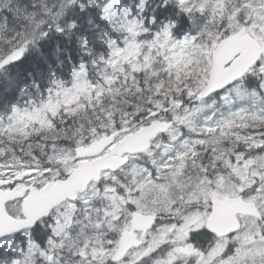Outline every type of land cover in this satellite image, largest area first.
Wrapping results in <instances>:
<instances>
[{
    "label": "trees",
    "instance_id": "16d2710c",
    "mask_svg": "<svg viewBox=\"0 0 264 264\" xmlns=\"http://www.w3.org/2000/svg\"><path fill=\"white\" fill-rule=\"evenodd\" d=\"M71 1L74 3L71 4ZM137 1L139 3L136 6L140 9L144 10L145 5L149 18L153 16L158 22H173V33H182L184 29L181 28L189 26L190 15L180 11L173 0ZM102 3V0H57L56 3L53 0H0V60L14 47L25 46L27 49L19 63L0 74V156L5 158L16 153L17 157L24 156L28 162L40 159L44 165L56 167L58 159L53 154V148L74 150L78 145L89 144L105 132H132L153 119L168 121L175 116H182L186 114L185 110L192 111L189 115L192 122L197 119L195 97L204 89L210 67L204 54L201 57L200 54L195 55L199 59L190 61L192 66L177 76L164 73V66L160 64L140 72L127 70L125 74L115 73L113 81L102 93H95L90 100L69 111L62 109L51 115L50 124H41L36 129L34 126L21 127L17 115L43 106L54 89L63 91L70 88L75 72L81 67L86 69L88 78L92 77L95 83L100 81V85L106 87L103 77L112 71L108 64L111 50L108 45L114 37L120 38V27L108 18ZM44 5H48L49 9L44 10ZM228 10V2L224 0V11L217 16L216 23L206 24L202 37L204 49L212 48L228 32ZM40 18H45V27L36 29L34 22ZM258 78L256 71L249 74L243 84L227 92V101L217 99L207 107L208 114H212L217 121L215 133H206L196 125L188 128L186 123H181L182 133L190 138L199 137L203 141L190 145L192 153L185 161L186 172L168 179L175 183L172 188L178 187L180 181L199 182L202 178L201 170L210 161L215 166V172L226 170L228 163L212 159L217 148L220 159L222 152L227 149L230 133L226 129L228 125L221 122L228 115L227 111L232 109L234 101L246 96L253 99L260 95ZM177 102L181 103L178 109ZM155 114L157 117L154 118ZM105 121H112L113 124H105ZM184 137L181 135L177 139L181 140L180 145L184 144ZM236 137L233 148L235 154H240ZM261 141L262 133L251 127L249 144L253 147ZM175 144L168 143L167 149ZM157 147L166 150L163 143ZM53 158L57 161H53ZM160 160L155 156L157 163ZM99 213L100 210H96L94 205L90 213H84V217L91 222L95 218L97 221L102 216ZM46 228L42 224L33 232L40 245L45 243L43 230ZM120 233L119 227H110L105 223L102 233H98L92 242L102 238L108 243L103 244L104 248L112 251ZM200 236L205 237L207 234ZM72 240L64 245L66 250L71 251L63 264H71L67 260L76 263L77 259H81L74 253V248L83 246L84 242L75 237ZM20 251H27V245L24 248L16 245L9 250H0V264H39L38 256H28L26 262L22 261ZM155 257L145 259L142 264H147Z\"/></svg>",
    "mask_w": 264,
    "mask_h": 264
},
{
    "label": "rangeland",
    "instance_id": "374dc122",
    "mask_svg": "<svg viewBox=\"0 0 264 264\" xmlns=\"http://www.w3.org/2000/svg\"><path fill=\"white\" fill-rule=\"evenodd\" d=\"M54 3L57 0H53ZM103 7H109V10L113 7L112 4L115 0H102ZM181 5L186 8L187 11L198 13L201 17H207L211 8L209 7L212 0H179ZM74 2L71 1V4ZM76 3V2H75ZM118 8L115 7V16L123 23L126 32L131 36L139 35L142 32L137 28L134 21L129 20V12L123 10L118 16ZM125 8V7H123ZM49 9L47 5H44V10ZM127 9V8H126ZM43 18H40L34 22V28L39 29L44 26L42 22ZM39 23V24H38ZM41 23V24H40ZM42 23L43 26H42ZM171 28L165 27L160 32H153L150 30V37H146L142 40L141 45H135L133 41H125L123 45H117L114 50V56L119 58L116 62L121 65L113 66L112 69L120 70L124 72L126 69L143 70L144 68H150L156 62H162L161 59L167 62L168 66L175 67L178 63L184 60L185 49L193 43L192 35L186 36L178 33L174 36L170 34ZM127 65V66H125ZM92 94L91 84L85 81V72L82 70L80 78L77 80L75 87L67 92L63 99L64 107L70 108L73 104L79 102L82 97H88ZM180 105V103H178ZM48 108L52 111H57L60 105L54 102H50ZM179 106H176L178 109ZM41 110L32 111L25 121L38 118ZM191 112L185 114V116H179V120L182 123H186L188 128L195 126L189 115ZM232 118H236L233 116ZM172 137H178L177 131L171 132ZM184 137V143L186 147L195 143V138H190L187 134L182 133ZM174 143H177L176 140ZM54 153L63 161L61 169L52 168H32L27 165L24 168V172H30L33 177L29 180L28 185L34 187H44L51 181L59 180L61 176L65 177L69 175L73 169L74 161L68 150H54ZM158 153V151L156 152ZM189 153V150H187ZM247 158L243 154H236V167H240L244 178L240 182H233L231 180V174H217L215 179L211 182L209 179H202L199 182H179L178 187L172 188L175 184L173 180L165 182H157L154 172L149 173L144 164H139L143 160H138L130 170V176L120 183L122 187L108 186L103 192V198L108 204H112L111 208L106 210V215H102V222L106 223L110 227L118 226L121 224L125 217V210L123 203L125 197L118 196L121 191H127L128 201L133 203L136 207V211L146 214H159L163 212L170 213L175 205L178 203L190 204L197 202H211L214 199H224L230 196H239L240 193H248L245 198L248 201H254L258 203L260 211L264 218V174L261 171L262 167V155L258 153H246ZM216 162L221 161L220 158L213 157ZM241 161V162H240ZM205 168V169H204ZM201 170L202 175L214 172L215 166L210 161ZM187 167H180L172 169L173 175L184 174ZM17 171V166H0V175L13 176ZM158 172H163L161 168H158ZM168 173V171H164ZM151 175V176H150ZM160 176V175H157ZM140 179V180H138ZM163 181L160 176L157 178ZM109 181L115 180V178L108 177ZM137 180V181H136ZM134 187L131 188L133 182ZM175 192V196H173ZM101 195L100 189L93 187L88 195L84 196L82 203L90 204L95 198ZM69 211L74 212L75 208L67 206L63 211H58V216L65 219L64 223L57 225L54 229L60 237L71 227L72 215H69ZM243 229L234 239L236 249L230 258L226 259L222 264H264V226L259 221L250 218H240ZM205 221L204 214L195 213L188 214L184 217L181 224H165L157 227L150 235L144 239L143 249L133 253L125 263L123 264H135L140 259L147 257L155 252L158 248L165 244L167 241L182 243L184 241L185 233L197 230L200 228V224ZM98 233H102L103 227L99 225L91 226ZM129 228V227H124ZM123 228V229H124ZM122 229V230H123ZM85 232V231H84ZM78 237L80 236L77 234ZM9 243H0V247L9 245ZM104 241L99 239L95 242L87 240L83 249H78V254L85 255L90 259V264H97L101 262L106 256V249L103 245ZM178 244V245H179ZM51 250L41 249V262L42 264H50L55 262H62L64 257V242L59 241L53 244ZM181 250V249H180ZM82 251V252H81ZM159 264H168L167 262H160Z\"/></svg>",
    "mask_w": 264,
    "mask_h": 264
},
{
    "label": "water",
    "instance_id": "95a60500",
    "mask_svg": "<svg viewBox=\"0 0 264 264\" xmlns=\"http://www.w3.org/2000/svg\"><path fill=\"white\" fill-rule=\"evenodd\" d=\"M240 43L241 41L238 39L233 42L223 41L219 44L212 57L213 66L203 97L231 86L258 62L262 53L260 48L255 46L254 42H251L253 46H249L247 42H244L248 49L243 50ZM238 55L240 57L233 62ZM21 56L22 52L13 54L1 63L0 70L16 62ZM230 63L232 65L228 67ZM169 127L170 125L160 122L145 127L124 139L103 158L93 162L81 163L69 180L51 182L42 191L33 189L32 195L23 203L25 221H17L7 217L5 204L9 200L23 197L27 191L26 187H20L13 194L0 192V238L19 232L22 229L34 227L42 218L49 215L54 208L68 199H77L78 193L84 192L92 181H98L104 171H118L124 167L128 163V159H123L125 155L142 154L149 150L151 141L159 134L165 133ZM113 143L114 137L110 141L104 139L101 142L94 143L86 151L81 148L77 151V159L99 156ZM24 178L26 176H21L18 181H22ZM238 215L257 216V210L254 205L236 199H228L224 202L216 201L212 217L208 223V229L219 236L233 234L240 228L237 220ZM153 224V218L134 214L132 231H126L123 234L119 252L114 260H120L133 247H139L141 242L138 241L135 231L146 232Z\"/></svg>",
    "mask_w": 264,
    "mask_h": 264
},
{
    "label": "bare ground",
    "instance_id": "6f19581e",
    "mask_svg": "<svg viewBox=\"0 0 264 264\" xmlns=\"http://www.w3.org/2000/svg\"><path fill=\"white\" fill-rule=\"evenodd\" d=\"M73 7H75V6H73ZM90 15V14H89ZM67 21H69V20H67ZM42 22H45V18H43V20H42ZM71 22V21H70ZM39 24V23H38ZM41 24V23H40ZM43 24L44 23H42V26H43ZM47 24V23H46ZM50 24V23H49ZM54 24V23H53ZM45 25V24H44ZM56 26L58 25V24H55ZM61 26V25H60ZM4 27H5V25H4ZM45 27V26H44ZM53 27V26H52ZM55 27V26H54ZM59 27V26H58ZM56 29V28H55ZM45 30V29H44ZM56 30H58V28L56 29ZM1 31H2V29H1ZM52 31H53V29H52ZM60 31V30H59ZM63 31H65V30H63ZM19 63V62H18ZM21 101V100H20ZM19 101V102H20ZM20 104V103H19ZM17 106V105H16ZM13 108H14V106H13Z\"/></svg>",
    "mask_w": 264,
    "mask_h": 264
}]
</instances>
